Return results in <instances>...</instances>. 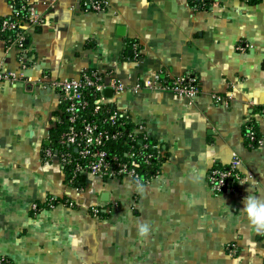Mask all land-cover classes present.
<instances>
[{"label":"crops","instance_id":"0c3cea01","mask_svg":"<svg viewBox=\"0 0 264 264\" xmlns=\"http://www.w3.org/2000/svg\"><path fill=\"white\" fill-rule=\"evenodd\" d=\"M35 1L43 21L27 29L24 48L0 30V69L23 75L0 82L2 264H264V235L241 211L249 193L264 199V0H107L100 11L84 0ZM10 13L0 0V17ZM87 69L125 85L117 107L160 145L143 193L132 178L93 175L77 192L43 156L59 107L49 82ZM188 76L192 96L133 89ZM249 122L261 144H247ZM233 152L240 179L215 193L207 173Z\"/></svg>","mask_w":264,"mask_h":264},{"label":"built area","instance_id":"2783aa9c","mask_svg":"<svg viewBox=\"0 0 264 264\" xmlns=\"http://www.w3.org/2000/svg\"><path fill=\"white\" fill-rule=\"evenodd\" d=\"M7 2L11 13L0 17V30L8 34L9 46L22 49L25 46L27 29L40 25L43 17L36 9L35 0ZM83 4L93 11H100L106 7L107 0H84ZM22 77V73L0 69V82L7 81L12 84ZM49 83L59 94L58 113L52 127L58 129L54 139L47 135L48 144L42 151L44 158L69 169L71 176L67 177V186L77 192L81 190V185L73 186L77 175H93L102 179L129 177L136 181L137 178H150L159 172L157 165L161 156L160 145L147 140L148 135L142 125H133L128 130V116L117 107L115 95L125 88L121 81L109 73L87 69L76 77L51 80ZM140 87L171 89L187 96L198 92L196 79L190 76L173 78L168 83L143 79L133 89ZM106 89L111 90L110 96L104 93ZM212 96L217 103L223 101L220 95ZM138 135L139 146L134 150L132 143ZM245 138L249 146L262 142V137L250 126H246ZM119 140L128 143L131 148L121 154L111 153L109 143ZM142 167L150 172L141 171ZM240 167L241 159L235 152L227 165H213L207 173V181L212 191H233L240 179ZM53 200L49 199L46 206H52ZM31 208L35 212L40 206L35 202ZM229 251H235L234 245ZM3 262L4 259L0 258V264Z\"/></svg>","mask_w":264,"mask_h":264},{"label":"clouds","instance_id":"9594fccd","mask_svg":"<svg viewBox=\"0 0 264 264\" xmlns=\"http://www.w3.org/2000/svg\"><path fill=\"white\" fill-rule=\"evenodd\" d=\"M136 190L140 193L145 191L142 178L136 180ZM244 207L242 212L246 214L250 227L258 234L264 235V199L249 193L243 200ZM138 235L147 237L150 226L146 223H140L137 226Z\"/></svg>","mask_w":264,"mask_h":264},{"label":"trees","instance_id":"16d2710c","mask_svg":"<svg viewBox=\"0 0 264 264\" xmlns=\"http://www.w3.org/2000/svg\"><path fill=\"white\" fill-rule=\"evenodd\" d=\"M201 1H203L204 3H208V1L209 0H201ZM192 3H199V4H201L200 3V0H192ZM262 109V111H263V109H264V104L261 106V108H260V110ZM264 112V111H263ZM127 129L129 130L130 128H131V126H133L132 124H131V122L129 121L128 123H127ZM246 126H250V127H252V129H254L255 131H256V129H255V127L253 126V124L251 123V122H249V123H247L246 124ZM246 126H245V128H244V134H245V131H246ZM57 129L58 128H55V129H51L50 130V132H49V135H50V137L52 138V139H54V137H55V135L57 134ZM256 133H257V131H256ZM258 134V133H257ZM259 135V134H258ZM138 139H140V136L138 135L137 136V138L135 139V141H133V147H132V149H134V150H137V148H138V146H139V142H138ZM150 143H155V142H152L149 138L147 139ZM247 140V139H246ZM48 143H47V141H46V143L44 144V146L45 145H47ZM247 144H248V142H247ZM43 146V147H44ZM108 147H109V151L111 152V153H114V152H120V154L121 153H123V152H125L124 150H128V149H130L131 148V146L128 144V143H125L124 141H121V140H119V141H117V142H110L109 143V145H108ZM161 149V148H160ZM163 158V157H162ZM160 159H161V156H160ZM160 161V160H159ZM158 161V162H159ZM158 166V165H157ZM63 169V171L65 172V182L67 183V177L68 176H71V175H69L70 174V171H69V169H67V168H65V167H63L62 168ZM149 169H146L145 167H142L141 168V171H143V172H147ZM150 171H148V173H149ZM84 182H85V176H83V175H77L76 177H75V179H74V182H73V186H82V184H84ZM62 199H65V196H63L62 197ZM39 206H40V208H43V207H45L46 206V204L44 203V202H39V201H37L36 202Z\"/></svg>","mask_w":264,"mask_h":264},{"label":"water","instance_id":"95a60500","mask_svg":"<svg viewBox=\"0 0 264 264\" xmlns=\"http://www.w3.org/2000/svg\"><path fill=\"white\" fill-rule=\"evenodd\" d=\"M104 93L107 95V96H110L111 95V90L110 89H106L104 91Z\"/></svg>","mask_w":264,"mask_h":264},{"label":"rangeland","instance_id":"374dc122","mask_svg":"<svg viewBox=\"0 0 264 264\" xmlns=\"http://www.w3.org/2000/svg\"><path fill=\"white\" fill-rule=\"evenodd\" d=\"M87 177L89 178V177H92V175H87Z\"/></svg>","mask_w":264,"mask_h":264}]
</instances>
